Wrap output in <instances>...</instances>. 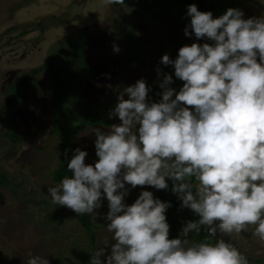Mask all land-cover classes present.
<instances>
[{
  "label": "clouds",
  "instance_id": "obj_1",
  "mask_svg": "<svg viewBox=\"0 0 264 264\" xmlns=\"http://www.w3.org/2000/svg\"><path fill=\"white\" fill-rule=\"evenodd\" d=\"M186 15L184 35L212 43L184 45L174 60L161 57L159 63L173 66L183 82L179 91L159 67L158 102L149 101L144 78L126 86L109 113L120 123L92 130L94 165L85 162L87 151L76 148L67 163L71 176L48 188L53 204L78 216L96 217L106 198L105 227L115 242L106 260L100 247L90 264H248L223 238L191 243L189 234L198 235L202 227L216 238L255 226L253 235L264 241V15L245 19L243 10L230 7L213 18L195 3ZM113 50L120 51L115 45ZM169 180L180 207L199 217L172 239L170 202L144 190L134 203H125L126 185L168 190ZM27 264L49 261L34 256Z\"/></svg>",
  "mask_w": 264,
  "mask_h": 264
},
{
  "label": "rangeland",
  "instance_id": "obj_2",
  "mask_svg": "<svg viewBox=\"0 0 264 264\" xmlns=\"http://www.w3.org/2000/svg\"><path fill=\"white\" fill-rule=\"evenodd\" d=\"M22 1L0 0V175L4 174L8 181L0 183V264H27L34 256L48 259L49 264H90L88 253L100 247L106 249L101 257L106 260L115 242L113 233L105 227L108 222L104 217L109 210L106 198L96 210L98 215H89L97 237L91 248V240L75 212L53 204L48 196V188L61 182H54L51 175L60 161L59 147L71 144V148L87 151L85 162L94 165L98 157L92 130H108L112 124L120 123L118 117L109 118L106 113V108L115 107L118 94L144 78L150 89L149 101L158 102L163 76L157 77V67L173 76L170 87L179 91L183 82L175 77L173 66L160 64V59L168 54L174 60L180 47L204 41H197L194 35L186 37V25L174 11L158 17L133 4L106 6L103 0H32L19 7ZM237 1L245 19L264 15V0ZM36 18L44 21L39 29L27 31L20 27L24 21L34 22ZM14 24L20 28H10ZM127 31L135 37L142 64L131 66L127 62L128 43L123 36L128 35ZM85 34L89 39L81 52V64L76 50ZM114 45L119 47L118 53ZM46 57L65 75L67 94L60 102L64 115L59 119L62 129L57 132L51 120L53 82L46 70L33 75L26 102L2 105L13 94L15 82L43 64ZM84 104L97 110L109 124L73 132L82 119ZM10 118L16 119L17 125L16 121L10 125ZM11 128L18 131L17 137L7 136ZM126 187L130 189L125 197L128 205L141 191H156L150 186ZM254 228L250 226L246 232L230 237H220L218 233L216 238L230 241L248 264H264V241L253 235Z\"/></svg>",
  "mask_w": 264,
  "mask_h": 264
},
{
  "label": "trees",
  "instance_id": "obj_3",
  "mask_svg": "<svg viewBox=\"0 0 264 264\" xmlns=\"http://www.w3.org/2000/svg\"><path fill=\"white\" fill-rule=\"evenodd\" d=\"M32 0H23L22 4L19 5V7L24 6L26 4L29 5V3ZM36 1V0H35ZM195 3L200 11H211L213 13V18H218L228 8H238L240 9L238 5L237 0H124V4L126 5H136L142 9H144L148 13H153L154 16L162 17L164 15H167L169 12L174 11L176 12L180 18L182 19V22L184 25H187L190 23V17H187V6L189 4ZM124 4H114L115 6L124 5ZM13 13V11L11 12ZM15 13V12H14ZM8 16V15H7ZM13 16V15H12ZM33 16V15H31ZM15 17V16H13ZM11 18V16H9ZM34 18V17H33ZM32 18V19H33ZM31 19V20H32ZM24 21V23L21 24L20 27L24 26L27 31L30 30H36L39 29L42 26L43 19L36 18L34 22ZM39 26V27H38ZM19 25H13L10 26V28H20ZM10 29H8L9 31ZM25 32V30L22 31V33ZM128 35H123L125 37V40L128 43L127 46V62L130 63L131 66H134L136 64H142V60L137 54V44L135 37L132 35L131 31H127ZM21 33V32H20ZM26 33V32H25ZM124 33V32H123ZM83 41L80 46L77 47L76 54L77 57H80V63L83 64V55L81 54L83 46L86 45V42L89 39V34L83 35ZM146 37V36H145ZM147 38V37H146ZM204 43H212L211 41H208L206 39L203 40ZM30 44V41H28L25 45L27 46ZM32 44V43H31ZM81 54V55H80ZM41 70H46L53 82V100L51 103V114H52V123H53V129L54 131H60L62 129L60 125V118L61 115H64V111L62 108H60V102L61 100L66 96L67 93H65L66 86L64 82L65 75L62 73V69L55 68L53 65V61L46 57L45 62L38 67L31 68L26 74L25 77L20 78L15 82L14 90L12 87V95L7 98V103H2L4 106H12V105H18L21 101L26 102L27 101V86L33 84V75L40 72ZM84 90H81L82 93ZM35 100L40 102V99L35 97ZM84 111L82 114V119L79 121L77 125H75L73 132H78L82 128L86 126H98L100 124H109V121L103 118V116L97 111L89 108L87 104H84ZM113 108L108 107L106 108V113H110V111ZM3 121V117L0 115V124ZM15 125L16 119L10 118L9 123L11 125ZM17 125V121H16ZM16 127V126H15ZM12 133V134H11ZM19 135L18 131L15 128H11V131L7 133V136L11 137L15 136L17 137ZM13 141V140H12ZM69 144V143H68ZM70 146H67L66 144H61L60 149V161L58 162L57 166L52 170V180L54 182H60L65 177H70L71 172L67 169V163L70 161L75 147L71 148ZM65 150H68L67 155H65ZM4 174L0 175V183H8L7 179L3 176ZM193 183H195V180L193 178ZM169 188L168 190H156L154 194V197L161 199L165 202H170L171 207L167 210L166 216L167 221L170 225V232H169V238H176L178 234L180 233V228L183 223H186L188 221H196L199 219V217L192 212L190 209L187 208H181L180 205L182 201H180L177 196L172 193L171 187L172 182L171 180L168 181ZM76 214V213H75ZM77 220L81 224V226L84 228L86 235L91 240V248L92 245L95 244L96 241V234L94 231L95 225L92 222L91 218L87 214L83 215H77ZM190 239L192 243H200V242H209L212 244H215L217 242L218 238H212L209 237L207 231L202 227L201 232L197 235L194 233H190ZM93 251L91 250L88 253V257L92 258ZM87 257V258H88ZM86 260V259H85Z\"/></svg>",
  "mask_w": 264,
  "mask_h": 264
}]
</instances>
